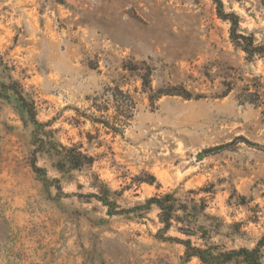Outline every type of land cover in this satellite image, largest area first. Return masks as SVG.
I'll return each instance as SVG.
<instances>
[{"label": "rangeland", "instance_id": "rangeland-1", "mask_svg": "<svg viewBox=\"0 0 264 264\" xmlns=\"http://www.w3.org/2000/svg\"><path fill=\"white\" fill-rule=\"evenodd\" d=\"M221 1L264 43V0ZM218 10L0 0V264H207L188 240L214 264H264V58ZM166 195L168 231L148 205Z\"/></svg>", "mask_w": 264, "mask_h": 264}, {"label": "trees", "instance_id": "trees-1", "mask_svg": "<svg viewBox=\"0 0 264 264\" xmlns=\"http://www.w3.org/2000/svg\"><path fill=\"white\" fill-rule=\"evenodd\" d=\"M215 3L219 7V10H218L219 16L222 19L229 21L231 23V40L234 43V45L237 48L241 49L247 55L248 60H253L257 57L264 58V43L257 44L256 38L253 34L247 35V34L240 33L238 18L232 14H224V11L222 8L223 4L221 0H215ZM143 81H144L145 88L152 91V86H151V82L149 81V78H146ZM159 95L163 96V95H173V94L161 93ZM157 97H160V96H157ZM26 108H27L28 114H30V116H33L35 108L33 106H29L28 104H26ZM83 158L84 156L81 152H76L75 156L69 157L68 160H69V163L72 165L73 169H79L82 166H84ZM105 193L106 192H102V196L97 197L98 200L104 206L109 208L108 210L109 215L111 216L119 215L117 212L113 210L116 204L111 202L109 200V197L105 196L106 195ZM154 199L149 200L148 205L155 204L161 210V214H160L161 222L165 226L164 231H168L171 229L173 225V221L175 218L174 213L177 211L176 210L177 208L174 204H168V202L173 201L172 196L166 195L163 198H154ZM182 244L185 246V249H186L185 256L188 261H190L194 257H197L203 263L214 264L213 262H211L209 258H207L204 255V251H202L199 248L193 247L190 240L186 242H182ZM238 253L239 255H242L244 257L246 264H261V257L259 255V251L256 249L252 251L247 250V249H242Z\"/></svg>", "mask_w": 264, "mask_h": 264}, {"label": "water", "instance_id": "water-1", "mask_svg": "<svg viewBox=\"0 0 264 264\" xmlns=\"http://www.w3.org/2000/svg\"><path fill=\"white\" fill-rule=\"evenodd\" d=\"M202 157H203V155H199V156H198V159H199V160H201V159H202Z\"/></svg>", "mask_w": 264, "mask_h": 264}]
</instances>
